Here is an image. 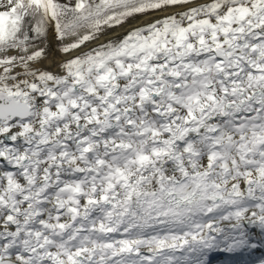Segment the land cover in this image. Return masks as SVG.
Segmentation results:
<instances>
[{"label": "snow or ice", "instance_id": "obj_1", "mask_svg": "<svg viewBox=\"0 0 264 264\" xmlns=\"http://www.w3.org/2000/svg\"><path fill=\"white\" fill-rule=\"evenodd\" d=\"M261 249L264 0H0V264Z\"/></svg>", "mask_w": 264, "mask_h": 264}, {"label": "bare ground", "instance_id": "obj_2", "mask_svg": "<svg viewBox=\"0 0 264 264\" xmlns=\"http://www.w3.org/2000/svg\"><path fill=\"white\" fill-rule=\"evenodd\" d=\"M150 18L151 17L140 18L139 20L134 21L133 23H142V22H144L145 19H150ZM124 33H125V29L117 28L114 32L110 33V36H123ZM60 58H61V56H60L58 50L54 48L52 51V54H51V58L48 61H46L47 66L51 70L59 71L58 66H56L54 64V61L59 60ZM256 252H261L264 254V249L258 250ZM254 254L250 255L247 252H245V253H215V254H213V257L221 256V257L227 258L229 260L230 264H237V263H241V262L246 261L248 258L253 256Z\"/></svg>", "mask_w": 264, "mask_h": 264}, {"label": "rangeland", "instance_id": "obj_3", "mask_svg": "<svg viewBox=\"0 0 264 264\" xmlns=\"http://www.w3.org/2000/svg\"><path fill=\"white\" fill-rule=\"evenodd\" d=\"M260 256H264V254L261 252H256L253 256L248 258L246 261L241 262V263H237V264H258V261L256 258L260 257ZM216 257H217V259L211 260V264H230L229 260L227 258H224L221 256H216ZM212 258H215V257L212 256L211 259Z\"/></svg>", "mask_w": 264, "mask_h": 264}, {"label": "water", "instance_id": "obj_4", "mask_svg": "<svg viewBox=\"0 0 264 264\" xmlns=\"http://www.w3.org/2000/svg\"><path fill=\"white\" fill-rule=\"evenodd\" d=\"M215 259H217V257H215V258H212L211 260H215Z\"/></svg>", "mask_w": 264, "mask_h": 264}]
</instances>
